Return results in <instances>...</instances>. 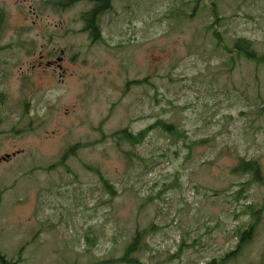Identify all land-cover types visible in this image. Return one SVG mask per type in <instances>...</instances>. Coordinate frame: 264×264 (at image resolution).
<instances>
[{
  "label": "rangeland",
  "instance_id": "1",
  "mask_svg": "<svg viewBox=\"0 0 264 264\" xmlns=\"http://www.w3.org/2000/svg\"><path fill=\"white\" fill-rule=\"evenodd\" d=\"M55 1L0 0L9 92L0 97V254L17 264H208L234 250L253 205V237L222 264H264V63L234 48L245 38L264 56V0H116L104 45L92 46L64 35L82 28L88 1ZM61 48L63 81L24 72L40 49ZM159 119L186 138L160 127L135 146L109 136ZM241 158L258 163L260 180L234 171ZM136 231L137 262L117 261Z\"/></svg>",
  "mask_w": 264,
  "mask_h": 264
},
{
  "label": "trees",
  "instance_id": "2",
  "mask_svg": "<svg viewBox=\"0 0 264 264\" xmlns=\"http://www.w3.org/2000/svg\"><path fill=\"white\" fill-rule=\"evenodd\" d=\"M213 5L212 6L210 5V12H211L212 17H214V21H216L218 19V16H217V12L215 8L213 7ZM0 12L3 15V16H0V33H1L6 14L2 8H0ZM208 28L209 29L211 28L212 34L218 37V31L217 29H215L212 23L208 25ZM219 42H220L221 47L228 51L227 53L229 54V60H230V57H231L230 54H232L234 50L232 48H229L227 45H225L222 40ZM2 47L3 46H0V49ZM234 48L238 55H242L245 58L250 59L258 64L264 63V56L257 55L256 50L252 47V43L250 40L245 39V38H238L235 41ZM155 127H160L163 131L173 136L172 138L175 141L179 138H186V134L184 130L177 127L176 124L171 123V122L170 123L165 122L162 119L155 121L153 124L147 125L146 127L142 128L141 130H139L138 132L134 134L128 131L127 129H122V130L111 133L109 136L117 137L120 140L130 143L132 146H135L136 144H140L145 139L147 134ZM84 144L85 143H76L75 145H73L69 150L66 151V153L64 154L63 160L68 154L73 153L76 148H79L80 146H83ZM94 171L99 176V179L102 182L104 188L109 190L112 193L113 189L110 183L108 182V180L104 179L102 174L99 171L97 170H94ZM234 171L240 174L251 172L254 175L253 180H260V177L258 176L259 167H258V163L255 160H244L241 158L238 165L234 168ZM248 207L251 208V212L254 215V219L249 224L247 229H244V230L240 229L237 231L236 236L238 237V242H237L235 249L231 251L230 253L225 254V256L221 257L218 261L214 259L212 262H209L208 264H222L226 259H228L232 255H236L240 251V249L243 247V245L252 238L253 232L255 230V226L260 220L261 209L259 208L257 210H254L255 208L251 207V205H249ZM142 238H143V231H136L134 238L132 239V242H130L128 246L126 247L123 257L120 259H117V261L119 260L120 261L123 260L126 262L137 261L136 259L131 258L130 254L133 252H137L141 249L139 243L142 240ZM179 254L180 253H177L176 255H179ZM19 261L20 259L17 258L16 261L11 262L0 254L1 264H13V263L17 264Z\"/></svg>",
  "mask_w": 264,
  "mask_h": 264
},
{
  "label": "flooded vegetation",
  "instance_id": "3",
  "mask_svg": "<svg viewBox=\"0 0 264 264\" xmlns=\"http://www.w3.org/2000/svg\"><path fill=\"white\" fill-rule=\"evenodd\" d=\"M80 1H88L89 6L87 9L83 10L78 16V20L82 23V28L79 31L66 28L64 35L70 33H79L85 37V45H104L103 44V29L102 21L105 16H108V13L113 11V3L116 0H56L53 3V6L59 7V9H65L71 7L73 4ZM2 31V30H1ZM1 36V33H0ZM61 48L58 52L50 51L48 53H43L42 49L38 51V55L34 59H30L27 62L26 69L24 72L32 71V74L37 77L40 81H47L51 79L52 81L61 82L64 77H66V69L64 67V58L63 51ZM54 55V56H53ZM71 60L73 57L70 58ZM53 69L56 74L54 79L51 74L47 71ZM57 71V72H56ZM4 75H0V80L3 79ZM22 83L26 85L27 75L22 77ZM8 93L3 89H0V97L2 96L5 100L8 99Z\"/></svg>",
  "mask_w": 264,
  "mask_h": 264
},
{
  "label": "bare ground",
  "instance_id": "4",
  "mask_svg": "<svg viewBox=\"0 0 264 264\" xmlns=\"http://www.w3.org/2000/svg\"><path fill=\"white\" fill-rule=\"evenodd\" d=\"M0 16H3L1 12H0Z\"/></svg>",
  "mask_w": 264,
  "mask_h": 264
}]
</instances>
